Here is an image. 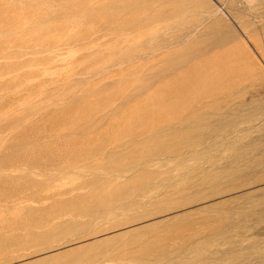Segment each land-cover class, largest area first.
Listing matches in <instances>:
<instances>
[{
  "label": "rangeland",
  "instance_id": "1",
  "mask_svg": "<svg viewBox=\"0 0 264 264\" xmlns=\"http://www.w3.org/2000/svg\"><path fill=\"white\" fill-rule=\"evenodd\" d=\"M0 264H264V0H0Z\"/></svg>",
  "mask_w": 264,
  "mask_h": 264
}]
</instances>
